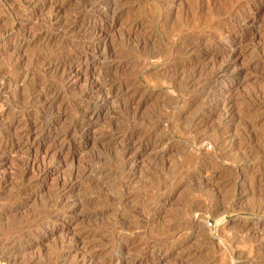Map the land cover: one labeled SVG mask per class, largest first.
I'll return each mask as SVG.
<instances>
[{
	"label": "rangeland",
	"instance_id": "obj_1",
	"mask_svg": "<svg viewBox=\"0 0 264 264\" xmlns=\"http://www.w3.org/2000/svg\"><path fill=\"white\" fill-rule=\"evenodd\" d=\"M0 259L264 264V0H0Z\"/></svg>",
	"mask_w": 264,
	"mask_h": 264
},
{
	"label": "built area",
	"instance_id": "obj_2",
	"mask_svg": "<svg viewBox=\"0 0 264 264\" xmlns=\"http://www.w3.org/2000/svg\"><path fill=\"white\" fill-rule=\"evenodd\" d=\"M0 264H7L4 260L0 259Z\"/></svg>",
	"mask_w": 264,
	"mask_h": 264
}]
</instances>
